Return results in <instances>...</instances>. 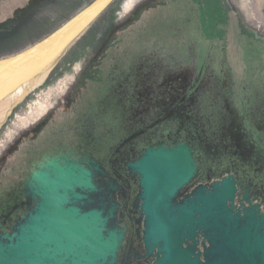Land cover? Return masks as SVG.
Listing matches in <instances>:
<instances>
[{
  "label": "flooded vegetation",
  "instance_id": "obj_1",
  "mask_svg": "<svg viewBox=\"0 0 264 264\" xmlns=\"http://www.w3.org/2000/svg\"><path fill=\"white\" fill-rule=\"evenodd\" d=\"M230 10L216 9L221 17L210 22L211 10L206 31L198 24V35L210 38L205 50L183 34H163L137 50L100 51L96 66L85 68L88 79L81 69L62 102L41 116L45 123L33 124L29 150L0 171L8 183L0 191V233H11L37 206L41 198L29 180L54 161L89 173L93 207L123 231L115 264H152L157 249H146L140 175L132 167L150 148L190 161L193 174L174 202L232 190L226 205L233 214L263 222L264 27L247 33L246 49H229ZM196 240L205 261L209 241L202 234Z\"/></svg>",
  "mask_w": 264,
  "mask_h": 264
},
{
  "label": "water",
  "instance_id": "obj_2",
  "mask_svg": "<svg viewBox=\"0 0 264 264\" xmlns=\"http://www.w3.org/2000/svg\"><path fill=\"white\" fill-rule=\"evenodd\" d=\"M114 0H94L58 29L0 66L25 57L27 62L0 79V102L52 68ZM140 175L144 241L152 264H264V221L233 214L226 199L232 190L217 191L176 203L175 193L193 174L186 156L150 148L132 166ZM29 180L41 198L11 233H0V264H115L123 231L111 225L112 215L93 207L96 189L89 173L54 161ZM81 190V192H80ZM209 245L196 252V237ZM186 239L193 245L184 246Z\"/></svg>",
  "mask_w": 264,
  "mask_h": 264
},
{
  "label": "rangeland",
  "instance_id": "obj_3",
  "mask_svg": "<svg viewBox=\"0 0 264 264\" xmlns=\"http://www.w3.org/2000/svg\"><path fill=\"white\" fill-rule=\"evenodd\" d=\"M64 5L65 0H0V49L22 45L0 59L18 53L51 30L55 25L48 20L58 13L55 10H65ZM222 7H231L227 48L246 49L247 33L254 34L264 27V0H116L63 54L44 79L45 83L30 86L22 99L13 101L0 117V171L16 163L19 155L29 150L35 121L45 123L41 116L53 108L55 101L62 102L65 87L71 85L75 75L84 70L88 79L91 72L85 68L96 66L100 51L137 50L146 45L147 39L157 42L163 34H183L184 40H197L205 50L210 38L198 35L197 26L200 24L206 31V15L209 17L211 10L214 11L211 22L214 17H221L222 12L217 11ZM214 43L219 44L216 48H221L222 41L217 43L215 39ZM1 177L0 172V191L8 187Z\"/></svg>",
  "mask_w": 264,
  "mask_h": 264
},
{
  "label": "bare ground",
  "instance_id": "obj_4",
  "mask_svg": "<svg viewBox=\"0 0 264 264\" xmlns=\"http://www.w3.org/2000/svg\"><path fill=\"white\" fill-rule=\"evenodd\" d=\"M115 1V0H114ZM110 7V6H109ZM108 7V8H109ZM107 8V9H108ZM106 9V10H107ZM105 10V11H106ZM104 11V12H105ZM103 12V13H104ZM102 13V14H103ZM101 14V15H102ZM100 15V16H101ZM99 16V17H100ZM92 25V24H91ZM90 25V26H91ZM30 46V45H29ZM26 48V47H25ZM8 56V55H6ZM61 59V58H60ZM27 62L26 58L25 57H21L19 59H16L14 61H11L5 65H2L0 66V79H6L7 77H9L11 74H13L16 70H18L20 67H22L25 63ZM58 63V61L55 63V65L50 68L47 72H45L43 75H42V78L38 79L35 81H33L32 83H30L28 86L22 88V89H19L17 90L16 92H14L12 95H10L8 98H6L5 100L1 101L0 102V117H2L5 113H6V109L11 105V103L13 101H15L16 99H18L19 97L23 96L24 93L27 92L28 88L30 89V86H35L37 84H40L42 81H44V79L46 78V76L49 75V73L53 70V68L56 66V64ZM34 88V87H33ZM22 99V97H21ZM20 100V99H19Z\"/></svg>",
  "mask_w": 264,
  "mask_h": 264
},
{
  "label": "crops",
  "instance_id": "obj_5",
  "mask_svg": "<svg viewBox=\"0 0 264 264\" xmlns=\"http://www.w3.org/2000/svg\"><path fill=\"white\" fill-rule=\"evenodd\" d=\"M63 1V0H62ZM88 1V2H87ZM94 0H65L64 8L65 10H55L58 11V13L48 21L54 26L51 30L47 31L45 34H42L38 39L34 40V43L44 38L46 35L51 33L52 31L58 29L62 25H64L67 21H69L71 18H73L77 13H79L81 10H83L85 7H87L89 4H91ZM63 3V2H62ZM57 19L56 21H54ZM97 22V21H96ZM89 29L86 30V32ZM85 34V32L81 35V37Z\"/></svg>",
  "mask_w": 264,
  "mask_h": 264
},
{
  "label": "trees",
  "instance_id": "obj_6",
  "mask_svg": "<svg viewBox=\"0 0 264 264\" xmlns=\"http://www.w3.org/2000/svg\"><path fill=\"white\" fill-rule=\"evenodd\" d=\"M114 2H116V0L114 1ZM114 2L112 3V4H114ZM111 4V5H112ZM110 5V6H111ZM31 41V40H30ZM29 42V41H28ZM27 43V42H26ZM24 45V44H23ZM21 46L22 45H20V46H14V47H7V48H2V49H0V57H3V56H6V55H8V54H11L13 51H15V50H19V48H21ZM24 49V48H23Z\"/></svg>",
  "mask_w": 264,
  "mask_h": 264
}]
</instances>
